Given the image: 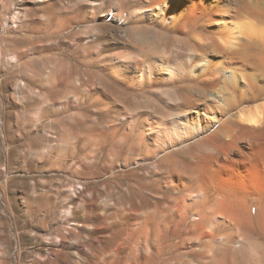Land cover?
Returning <instances> with one entry per match:
<instances>
[{"label":"bare ground","instance_id":"obj_1","mask_svg":"<svg viewBox=\"0 0 264 264\" xmlns=\"http://www.w3.org/2000/svg\"><path fill=\"white\" fill-rule=\"evenodd\" d=\"M105 2L93 0L87 10L81 6L78 11H86L80 17L72 11L71 0L50 3L48 21L54 25L46 23L42 34L53 37L78 24L97 22ZM138 3L123 9L114 2L105 18L167 26V31L177 27L173 34L169 31L173 44L148 56L116 48L102 66L104 86L98 89L87 70L71 65L56 90L66 107L81 108L83 102L98 107L75 141L100 154L109 150L103 163L105 193H97L104 213L130 223L129 237L140 228L130 241L131 252L153 247L149 255L100 256L91 264H264V52L257 55L253 40L255 22L264 25V4ZM99 33H85L95 40L90 48L77 49L82 54L69 51L77 67L87 68L86 58L95 47L96 53L104 44L113 47ZM78 34L74 37L79 42L84 37ZM241 35L247 37L244 48L237 44ZM35 85L30 88L35 90ZM151 88L173 89L174 94L162 105L139 109L142 105L133 95ZM94 158L88 154L86 159L89 163ZM120 164L138 167L110 177Z\"/></svg>","mask_w":264,"mask_h":264},{"label":"rangeland","instance_id":"obj_2","mask_svg":"<svg viewBox=\"0 0 264 264\" xmlns=\"http://www.w3.org/2000/svg\"><path fill=\"white\" fill-rule=\"evenodd\" d=\"M91 1L71 0L72 11L80 17ZM102 1H106L105 12L97 22L81 23L46 38L43 34L50 24L48 13L52 11L49 5L53 0H0V264H91L100 256L114 259L152 253L151 246L139 248L137 254L131 252L130 241L137 238L140 228L129 237L130 223L104 213L102 198L97 193H105L101 187L105 176L103 163L109 150L100 154L97 149L75 141L76 135L96 117L98 107L92 106V102L89 106L83 102L82 109L66 107L64 100L57 98L56 90L71 73V65L81 69L80 72L87 70V76L95 82L94 89L95 85L96 89L103 87L102 66L108 64L105 61L113 57L116 48L134 49L140 55L146 52L144 56L157 54L173 44L169 35L177 27L171 26L167 31V26L164 29L147 23L108 20L105 17L114 2H120L125 9L127 3L140 4V0ZM255 1L264 4V0ZM81 6L86 10L79 12ZM51 23L53 26L54 21ZM255 29L254 49L260 55L264 52V25L255 22ZM84 32H100L113 45L100 46L104 50L99 47V53L95 52L97 47L89 50L93 53L86 58L89 62L86 69L77 67L69 52L82 54L83 50L77 49L88 47L95 40L90 41ZM77 33L81 39L84 37L82 41L75 39ZM246 38L241 35L237 44L244 48ZM92 56L96 60H90ZM32 82L37 85L35 90L30 88ZM156 89L133 95L142 105L139 109L162 105L164 99L174 94L173 89ZM88 154L95 156L89 163ZM119 167L109 176L138 166ZM113 248H118L117 252Z\"/></svg>","mask_w":264,"mask_h":264}]
</instances>
